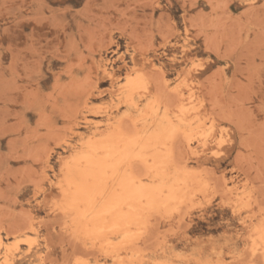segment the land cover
Returning <instances> with one entry per match:
<instances>
[{"label":"rangeland","instance_id":"1","mask_svg":"<svg viewBox=\"0 0 264 264\" xmlns=\"http://www.w3.org/2000/svg\"><path fill=\"white\" fill-rule=\"evenodd\" d=\"M158 96L198 121L186 194L109 258L62 214V167ZM1 240L0 264H264V0H0Z\"/></svg>","mask_w":264,"mask_h":264},{"label":"bare ground","instance_id":"2","mask_svg":"<svg viewBox=\"0 0 264 264\" xmlns=\"http://www.w3.org/2000/svg\"><path fill=\"white\" fill-rule=\"evenodd\" d=\"M101 68L110 80L116 79L107 64ZM127 77L120 95H126L124 103L138 109L134 96L141 91L144 98H149L150 82L140 75ZM183 101L172 109L158 96L135 118L127 116L126 120L112 122L108 115L107 130L82 142V150L70 155L72 158L62 167L65 178L59 183L63 196L61 212L70 218L73 232L91 244H100L106 257L115 258L123 250H134L129 233L145 232L148 216L167 211L186 194V166L177 161L175 144L198 121L196 115L186 112ZM114 241L119 243L113 245ZM16 249L19 247H15V252ZM8 260L7 264H11Z\"/></svg>","mask_w":264,"mask_h":264}]
</instances>
